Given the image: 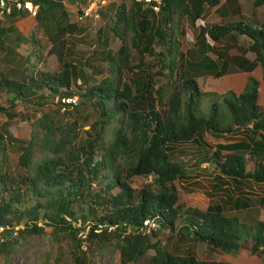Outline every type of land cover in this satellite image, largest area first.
Masks as SVG:
<instances>
[{"label": "trees", "instance_id": "16d2710c", "mask_svg": "<svg viewBox=\"0 0 264 264\" xmlns=\"http://www.w3.org/2000/svg\"><path fill=\"white\" fill-rule=\"evenodd\" d=\"M32 1L38 4L34 14L37 20L43 23L45 15L52 20L51 24L43 23V31L50 44L47 55L56 57L59 69L55 74L45 69L29 77L21 75L19 80L0 75V90L8 93L4 99L10 105L18 100L35 102L39 107L54 106L51 112L48 107L42 110L38 118L43 129V149L51 155L34 161L32 171L24 175L12 177L0 169V251H7L20 234L41 232L42 225H46L75 240L71 250L75 264L86 261L84 251L79 248L81 241L93 240L101 245L115 233L118 239L114 244L121 264L135 261L149 248L153 252L148 255L147 264H248L198 259L186 243L189 241H200L224 252L236 253L246 247L252 254L264 253V222L255 220L246 224L237 216L223 212L228 207L246 208L250 203L246 197L228 195L204 210L183 207L180 193L184 189L187 160L213 165L217 173L212 186L222 191H225L222 184L228 180L264 184V105L257 102V80L252 76L247 77L238 93L227 90L204 94L191 76L179 74L176 59L182 53L176 56L178 43L172 17L183 16L194 21L206 7L215 6L220 16L222 9L235 7L233 13L239 19L199 26L196 46L185 51V58L191 56L184 64L213 77L224 74L228 68L246 72L256 65L264 68V23L242 16L236 0H226L224 4H218L219 0H161L157 12L135 0H131L127 9L116 2L110 29L120 44L115 51L105 52L107 66L102 78L95 84L85 85L79 93L94 119L89 124L92 133L75 144L56 123L54 115L65 105L60 98L76 95L72 86L77 78L82 79L80 70L63 60L59 48L65 35L78 28L73 22L63 21L65 12L60 10L61 0ZM262 2L254 0L252 4ZM26 13L11 7L4 15L11 18ZM122 22L133 29L130 44L137 51L151 53V44L161 45L167 53L163 61V66L169 69L167 72L151 68V72L140 75L136 66L128 64L129 49L118 30ZM4 30L10 29L0 28V50L5 52L1 38ZM238 34L249 40L246 46L236 45ZM6 60L16 59L9 54ZM182 64L178 65L182 67ZM8 70L13 75L17 73L13 66ZM123 70L134 73L135 77L121 80ZM172 70L181 83L177 90L166 87ZM156 80L161 83L156 84ZM181 91L185 95L183 100ZM55 97L57 100L53 101ZM157 102L166 108L157 109ZM0 113L9 118L15 116L1 102ZM114 117L119 125L112 127L111 139L105 143L101 133ZM234 128L243 133L236 141L217 142L213 146L204 141L205 133L217 136ZM185 142L193 143L195 148L186 151L177 146ZM18 148L22 150L17 163L26 168L30 159L28 145ZM122 156L130 158L129 166L116 163ZM132 175L151 177L154 188L144 185L135 190L126 181ZM260 200L259 204H264V198ZM146 218H152L158 230L175 229L172 249L150 242L149 236H155V232L148 230L146 234L140 230ZM84 222L88 223L87 229L79 239L76 235L84 229Z\"/></svg>", "mask_w": 264, "mask_h": 264}, {"label": "rangeland", "instance_id": "374dc122", "mask_svg": "<svg viewBox=\"0 0 264 264\" xmlns=\"http://www.w3.org/2000/svg\"><path fill=\"white\" fill-rule=\"evenodd\" d=\"M222 0H220L221 2ZM254 0H239L240 14L246 19H257V22H264V2L254 5ZM88 0H61L60 10L65 12L63 21L73 22L78 30L65 35V41L59 48L62 50V58L65 61L74 64L81 72L82 79L77 78L72 90L76 94V103L72 106L63 105L59 108V112L55 114L56 123L60 124L70 136L72 143L80 144L87 138L92 131L89 129L90 122L94 119L89 106L83 99L80 98L79 93L85 85L95 84L104 75L103 69L106 68L107 62L104 60L106 51L113 52L120 44L119 38L113 34L110 27L114 20V9L117 3H121L125 9L128 8L131 0H106L105 4L97 6L94 10L89 12V15H83L82 11L86 8ZM117 2V3H116ZM251 9L254 11L251 13ZM257 11V14L256 13ZM58 11H55V15ZM158 18V13L155 14ZM239 19L237 14L228 12L220 16L215 12L214 7H206L201 17L191 21L187 17L173 16L172 24L176 28L174 36L177 44V55L182 53L176 59V71L184 77L191 76L195 81V86L204 94L214 93L219 94L227 90H232L238 93L245 85L248 76H252L257 80V102L264 105L263 90H264V68L256 65L252 71H240L228 68L226 72L218 77L191 69L184 60L190 59L187 55L185 58V51L196 46L199 39L198 27L208 26L213 21L220 23L224 21H233ZM51 24L52 20L49 16L43 17V23ZM43 23L37 20L34 15L28 13L23 15H16L9 18L3 14L0 15V28H9L1 36L3 40L4 50H0V75L6 76L9 79H18L23 75L29 77L36 75L45 69L55 74L59 69V63L54 55L48 56L47 51L50 44L46 39L43 31ZM118 30L126 42L129 49L128 64L136 66L139 69L140 75L144 72H151V68L155 71L167 72L169 69L163 66V61L167 58V53L159 43L151 44V53L141 52L140 49H134L130 44L133 29L125 23L118 24ZM166 32V31H165ZM26 38V40H25ZM235 43L238 46H246L249 40L238 34L235 38ZM223 44V42H221ZM209 56L214 57L211 51L206 52ZM11 54L15 61L8 62L7 56ZM40 55V57H39ZM45 56H47L45 58ZM183 63L182 67L178 64ZM13 66L17 68V75L11 74L8 70ZM175 70H172L170 82L166 84L169 89H179L181 83L178 82ZM185 73V74H184ZM121 80L127 81L135 77L134 73L127 70L121 72ZM186 75V76H185ZM156 84L161 83L160 80L155 81ZM156 84L154 86H156ZM76 86V87H75ZM8 95L4 90H0V102L8 110L15 113V116L8 117L4 113H0V169L5 170L12 177L17 175H24L25 172L32 171V164L43 156H50L51 154L43 149L41 143V136L43 133L42 126L38 121L42 110H54V106L48 104L39 107L34 103L19 102L14 100L12 105L4 98ZM204 98V95H202ZM182 100L185 99L183 91H181ZM202 98V100H203ZM56 97L53 101H56ZM166 105L162 102H157V109H165ZM65 108V109H64ZM63 112L61 113L60 111ZM119 125L117 118H112L103 129L101 136L106 143L111 139L112 127ZM234 128L231 132L223 133L217 136L204 134V141L207 145L213 146L215 143H225L236 141L243 135L241 131L236 132ZM57 138L58 133H55ZM28 145L29 148V163L26 168L20 166L17 162L18 155L22 148ZM184 147L186 151L192 150L194 144L185 142L177 145ZM99 151V147H95ZM55 156H61L54 154ZM186 164V178L183 179L184 189L180 193L181 200L184 206L196 207L204 210L206 206L213 203L221 202L220 199H225L226 196H237L240 198L246 197L249 199V206L246 208L234 209L231 207L224 208L223 212L226 215H235L240 221L250 224L252 221L261 220L264 222V204L261 203V198H264V184L254 183L252 181H233L228 180L222 184L225 191L220 188H214V175L217 170L209 162H197V160H187ZM117 164H123L127 167L131 164L128 156L118 158ZM250 167V164L247 166ZM222 177V175H220ZM225 179V177H222ZM129 186L135 190L141 186L148 185L154 188L151 177L132 175L126 178ZM24 217L18 222L21 226ZM41 222V221H39ZM87 224L84 222V229L81 235H76L82 239L87 229ZM90 224V222H89ZM78 225V222H76ZM43 231L38 233L20 234L11 247L7 251H0V264H75L72 259L71 250L75 247V240L65 235L62 232L55 231L51 227L42 225ZM146 230V229H145ZM143 230L146 234L148 232ZM155 232V236L150 237L152 243L160 246H167V249H172L171 244L174 243L176 235L175 229L173 231H163L162 229H150ZM78 231V232H79ZM118 239L116 233L104 240L101 245L97 241H81L80 250L84 251L85 264H121L118 259L117 250L115 249L114 241ZM192 248L193 255L198 259L203 260H217L234 263H248V264H264V253L252 254L246 247L239 248L236 253L224 252L218 248H211L200 241L186 242ZM153 250L147 249L143 254L139 255L133 262L126 264H147V257Z\"/></svg>", "mask_w": 264, "mask_h": 264}, {"label": "built area", "instance_id": "2783aa9c", "mask_svg": "<svg viewBox=\"0 0 264 264\" xmlns=\"http://www.w3.org/2000/svg\"><path fill=\"white\" fill-rule=\"evenodd\" d=\"M88 4L86 8L83 9L82 14L83 15H89V12L92 9H96L97 6L105 4L106 0H88ZM137 2H140L142 6L150 8L153 12H157L159 9V5L161 3V0H135ZM13 7L15 10H23L27 12L30 15H34L35 12L38 9V4L34 3L32 0H0V15L8 13ZM60 101L64 102L65 105L72 106L76 103V95H69L64 98H60ZM63 108V106H62ZM156 227V222L152 218H146L142 221V225L140 227V230L147 231L150 229H154ZM82 236L81 231L78 233Z\"/></svg>", "mask_w": 264, "mask_h": 264}, {"label": "crops", "instance_id": "0c3cea01", "mask_svg": "<svg viewBox=\"0 0 264 264\" xmlns=\"http://www.w3.org/2000/svg\"><path fill=\"white\" fill-rule=\"evenodd\" d=\"M226 2V0H222L221 2H220V0H219V3L218 4H224ZM236 5L238 6V9H239V12H240V3H239V0H236ZM214 8H215V6H214ZM234 6H227V8L225 9H222L221 10V14H222V16L223 15H225V14H227L228 12H232L233 13V10H234ZM257 11L258 10H256V13L255 14H257ZM252 13V12H251ZM264 23V22H263Z\"/></svg>", "mask_w": 264, "mask_h": 264}, {"label": "clouds", "instance_id": "9594fccd", "mask_svg": "<svg viewBox=\"0 0 264 264\" xmlns=\"http://www.w3.org/2000/svg\"><path fill=\"white\" fill-rule=\"evenodd\" d=\"M156 228V227H155Z\"/></svg>", "mask_w": 264, "mask_h": 264}]
</instances>
